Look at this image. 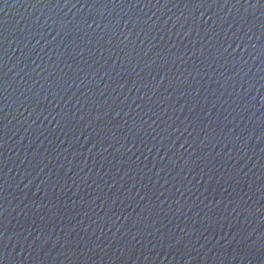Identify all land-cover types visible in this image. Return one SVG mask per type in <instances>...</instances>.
I'll use <instances>...</instances> for the list:
<instances>
[{
  "label": "water",
  "instance_id": "95a60500",
  "mask_svg": "<svg viewBox=\"0 0 264 264\" xmlns=\"http://www.w3.org/2000/svg\"><path fill=\"white\" fill-rule=\"evenodd\" d=\"M0 264H264V0H0Z\"/></svg>",
  "mask_w": 264,
  "mask_h": 264
}]
</instances>
